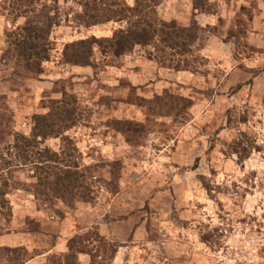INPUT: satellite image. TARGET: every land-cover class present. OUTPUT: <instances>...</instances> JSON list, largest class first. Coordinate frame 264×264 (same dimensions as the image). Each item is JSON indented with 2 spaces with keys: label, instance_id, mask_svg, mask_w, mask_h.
<instances>
[{
  "label": "rangeland",
  "instance_id": "rangeland-1",
  "mask_svg": "<svg viewBox=\"0 0 264 264\" xmlns=\"http://www.w3.org/2000/svg\"><path fill=\"white\" fill-rule=\"evenodd\" d=\"M38 1L58 9L59 24L51 60L32 71L5 58L23 20L0 0V149L30 135L51 102L75 96L82 119L65 136L90 169L93 201L52 206L33 193L29 169L0 174L13 209L0 216V258L24 248L26 264H51L88 235L117 251L101 264H264V0H212L214 15L163 0L160 20L202 30L199 73L162 68L141 48L115 65L99 53L95 67L67 64L66 45L125 25L86 28L75 0ZM238 140L259 147L244 164L225 155ZM45 146L60 152L62 139Z\"/></svg>",
  "mask_w": 264,
  "mask_h": 264
},
{
  "label": "trees",
  "instance_id": "trees-1",
  "mask_svg": "<svg viewBox=\"0 0 264 264\" xmlns=\"http://www.w3.org/2000/svg\"><path fill=\"white\" fill-rule=\"evenodd\" d=\"M11 16L23 23L6 38L5 58L14 60L32 71H40L49 62L54 52L52 31L59 24L57 8L42 5L38 0H3ZM81 8L76 22L86 28L109 23L125 25L112 37L79 40L66 45L64 59L67 64L81 67H95L96 53L107 63L115 65L138 48L146 51L147 57L162 68L177 72L199 73L206 66V59L195 51L202 31L196 22L180 27L175 22H163L159 8L163 0H135L129 5L124 0H75ZM8 4V5H7ZM194 9L202 14L217 13L212 0H194ZM9 7V8H8ZM46 114L32 117L30 135L16 133L13 141L0 149V174L11 175L22 169L33 173V193L44 203L55 206L61 202L70 207L76 202L93 201V187L90 184V169L80 166L77 149L65 134L75 128L82 119L80 106L75 96L65 95L61 101L50 103ZM62 139L60 152L45 146L49 139ZM259 147L247 140L235 141L225 155L237 156L244 164ZM10 184L4 180L0 186V216H12L8 199ZM76 236L69 242L68 251L54 257L51 264H81L80 255L90 256L92 264L117 251L98 238ZM32 258L24 248H4L0 264H26ZM106 260V259H105Z\"/></svg>",
  "mask_w": 264,
  "mask_h": 264
}]
</instances>
